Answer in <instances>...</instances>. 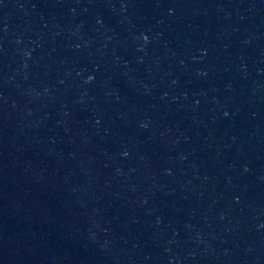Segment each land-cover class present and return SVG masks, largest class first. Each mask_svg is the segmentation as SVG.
Here are the masks:
<instances>
[{"label":"water","instance_id":"water-1","mask_svg":"<svg viewBox=\"0 0 264 264\" xmlns=\"http://www.w3.org/2000/svg\"><path fill=\"white\" fill-rule=\"evenodd\" d=\"M0 264H264V0H0Z\"/></svg>","mask_w":264,"mask_h":264}]
</instances>
